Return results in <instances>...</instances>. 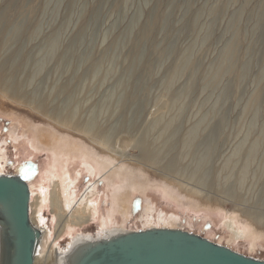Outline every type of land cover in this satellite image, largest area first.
<instances>
[{
	"label": "rangeland",
	"instance_id": "1",
	"mask_svg": "<svg viewBox=\"0 0 264 264\" xmlns=\"http://www.w3.org/2000/svg\"><path fill=\"white\" fill-rule=\"evenodd\" d=\"M9 1L0 0V9ZM19 1L12 7L11 28L7 34L8 44L3 51L7 53L9 49H17L24 54L32 51L34 54L30 55L33 59L29 60L28 71L38 72L41 66L43 67L31 81V85L29 81H26V90L41 91L44 94L53 92L51 95L53 99L60 84L72 70L81 66V72H83L90 65V61L100 60L101 69L97 77L98 79L106 75L108 77H106L107 81L104 80L101 83L96 79L91 84L94 89L97 86L99 91L95 90L92 94L94 89L89 88V95L91 97L95 95L90 103L98 100L100 103L102 98L111 94L114 98L113 101L111 100L112 104L110 100L104 101L102 116L96 112L92 115L97 118L98 122L112 123L109 116L112 113L114 101L119 95L118 91H120V87H115V82L123 80L125 83L131 78L129 81L131 86L139 85L136 90L134 89L136 91L134 100L139 103L136 102L131 106V116L134 120L139 119L135 125L140 121L143 122L144 118L148 120V124L154 123L146 138L151 142L153 153L163 159L162 165L168 156L167 147H170L174 139L179 142V174L174 173V175L179 176L186 187L183 186L180 191L176 182L175 190L179 192L176 201L165 194L163 188L160 187L169 181L168 176L155 170V167L140 163L142 153L136 142L130 144L131 148L125 153L128 155L125 158L127 164L144 168L143 176L145 177L140 176L142 178L140 180L149 179L148 184L152 185V190H147V192L149 198L158 206L159 211L154 213L155 221L161 209L170 214L174 213L181 217L183 228L201 233L215 241L223 240L235 250L264 259V222H256L254 215L258 213L264 217V204L262 206L259 198L264 188L262 184L264 182L263 143L257 147V152L255 151L253 157L247 160L246 156L252 143L260 137L264 122V99H261L256 106L258 111L252 125V111L247 110L253 92L257 89L255 81L257 73L264 64V43L262 44V41L258 42L257 48L260 50L254 57L246 54V48L252 42V15L260 0H21L22 2L18 4ZM210 7H217L222 11L218 19L213 22L210 21L211 17L209 18ZM239 9H242L241 17L237 21L241 40L239 56L241 61L248 58V69L245 71L244 65L236 62L232 70L221 77L217 86L213 88L204 86L207 77L213 72L214 61L225 46L224 40L230 37L228 26L231 17ZM32 19L35 20L29 32L32 40H28L25 33ZM161 19L165 22L164 24ZM81 28L84 29L86 36L84 34L81 45L75 47V55L71 59L68 56L69 71L63 66L57 70L58 54L65 51L66 46L78 36ZM18 29L20 31L16 32ZM55 32L60 35L57 51L49 53L52 54L51 56L46 55L49 48L44 47L45 38L49 35L53 36L52 33ZM143 34L147 36L143 37ZM117 44L119 50L121 47L122 50L114 51ZM42 57H45L44 62L35 65V61ZM75 60L80 61L78 63ZM183 60L184 67L180 65ZM75 62L78 64L76 65ZM177 64L179 68L174 72L173 69ZM54 66L57 71H54ZM63 69L68 74L64 73ZM241 72H244V76L240 84L234 86L233 81ZM23 78L24 76L20 80ZM169 80L171 81L170 87L167 86ZM56 81L58 84L54 86ZM2 83L3 80L0 78V148L3 150L6 147L8 153L6 172L20 173L39 186L44 182L42 176L50 162V151H36L31 149L30 144L25 141H22L16 148L11 132L15 127L19 135L26 130L27 134L33 137V131H36L37 127L43 130L42 126L49 123V118L37 105L12 93L10 89L16 84L14 80L11 79L7 83L10 89L4 88ZM261 84H264V74ZM86 92L83 95L87 94ZM64 96L61 95L59 103ZM51 99L48 100L49 103ZM76 100L77 98L71 100L66 110L73 111L75 107L77 112L73 119L81 120L82 106L78 105ZM107 103L112 106L109 107ZM218 103H220L221 110L216 113ZM36 104L41 106V103ZM96 110L98 112V107ZM118 113L120 114V110H117L114 115L115 122ZM221 116L224 118L221 134L212 140L210 147L201 157L198 147H203L202 138L204 139ZM129 123L133 125L134 121ZM129 123L128 125L131 126ZM197 123H200V128L196 132V140L189 145L188 142L191 140L189 131ZM82 138L87 139L85 135L76 133L71 137L62 138L61 142L62 145L65 143L67 146ZM81 143L79 146L83 147L85 144ZM88 145L93 147L90 143ZM95 145V147H103ZM241 146L242 152L234 156V151ZM231 155L232 157L227 161ZM206 159L209 160V166L202 165L197 176L209 174V180L213 181L212 186L199 185L196 178H190L197 162L203 164ZM243 163L247 164V174L240 183L242 178L240 167ZM157 165L159 166L158 163ZM74 167L75 171L80 169L78 164H74ZM97 178L99 176L95 179ZM91 179L93 178L86 171L82 174L79 189H76L79 194L84 191L83 189ZM191 185L200 190V193L194 196L189 195L188 186L191 187ZM228 185L234 186L233 189L241 199H232L224 194ZM104 188L105 183L101 180L99 202L101 212L106 215L107 209L111 207L112 199L107 196L110 193L107 194ZM144 197L140 193L135 194L132 201L131 219L124 224L127 229H140L146 224L147 217L142 215L146 199ZM44 209V215L47 216L46 223L52 230L55 222L51 208L49 206ZM231 216L235 218L237 228L248 224L256 231L255 249H251L249 238H243L240 241L231 239L232 232L226 225L227 220L231 221ZM116 217L119 225H122L123 216L117 213ZM100 228V220L97 218L76 227L70 233H96ZM73 236L71 234L62 236L60 246L66 245Z\"/></svg>",
	"mask_w": 264,
	"mask_h": 264
},
{
	"label": "bare ground",
	"instance_id": "2",
	"mask_svg": "<svg viewBox=\"0 0 264 264\" xmlns=\"http://www.w3.org/2000/svg\"><path fill=\"white\" fill-rule=\"evenodd\" d=\"M17 2L18 0H10L6 6L0 9V78L4 83H2V85L7 89H10V86H7L9 80H14L16 84L12 89H10L12 93H14V95L18 97L26 98V100L31 104L37 105V107L43 112V114H45L49 118V123L45 126H42L43 130L40 129L41 127H37L36 131H33V137H30V135L27 134L26 130L22 131V133H20L19 135L15 127L12 128L11 132V138L15 143V147L20 145L22 141H25L26 143L30 144L31 149L39 152L47 150L51 153L49 165L42 176V180L44 182L38 186L31 180L27 179L31 192V222L35 227L42 231L34 264H68V260L72 257L74 250L84 241L94 240L96 238L110 237L120 232L132 231L131 229H127L126 227H124V224L131 219L130 214L132 209V201L136 193H140L145 196L144 198H146L142 215H145L147 217V222L146 224H144V227L140 229L162 227L185 229L183 228V221L181 220L180 216L175 215L174 213L170 214L162 209L160 210V212H158V219L157 221H155L154 213L157 212L158 206L156 203H154L153 200L149 198V193L147 192V190H152V185L148 184L150 182L147 181L149 180L147 178V180L144 181L140 180L142 179L140 176L145 177L143 176L145 170L144 168H139V166H134L131 164L129 165L125 161V158L128 157V155H126L125 153L129 148H131L129 147V145L136 142L139 145L138 148L142 153L140 156V163L145 166L155 167V170L159 171L163 175L168 176L169 181H166L165 184L160 186L161 188H163L165 194L176 201L177 197H179V192L177 191L180 190V188L183 189V186L186 187L184 181L179 179V176L174 175V173L179 174V142H177V140L173 137L174 142L170 145V147H167L168 156L166 157V161L162 165L163 159L159 155L153 153L151 142L146 138L149 136V129L154 125V123L148 124V120L144 118L143 122L140 121L139 124L135 125V123H137L139 119L134 120V118L131 116L130 109L134 103H139V101L134 100L136 97V91H134V89L136 90L139 85L132 84L133 86H131L129 83L131 78L127 79L129 81L125 83L121 77L120 78L122 81L116 80L115 87H120V91H118L119 95L114 101L112 113L110 112L111 114L109 117L110 120L113 121L112 123L104 121L98 122L97 118L92 115V113L96 112L102 116L104 101L110 100L111 102V100L113 101L114 98L113 94H111L105 96L104 99L102 98L100 103L98 99V101L90 103V100H92V98L95 96L94 95L93 97H91L89 95V88L94 89L91 84L96 79L98 80V82L104 80L107 81L106 77H108L107 75L106 77L101 79H98L97 77L100 74L99 72L101 69L100 60L90 61V65L87 66L83 72H81V66L77 68L74 67L75 69L72 70L70 75L66 76V79H64L60 84L53 99H51V95L53 93L52 91V93L49 92L48 94H44L41 91L33 92L26 90V81H29L30 84H28L31 85V81L35 79V76L39 74L43 67L41 66L38 72H31L30 70L28 71V65L30 64L29 60L31 59L30 55L32 51L25 54L17 49H9L7 53L3 51V48L8 44L7 34L9 29L11 28L10 16H12V7L17 4ZM20 2L22 1L20 0L18 4H20ZM221 12L222 11H220V9H218L217 7H210L209 18L211 17L212 19L210 21H216ZM241 14L242 9H239L233 15V17H231V21L228 26L230 37L227 40H224L226 42L225 46L221 50V53H219V56H217L216 61H214L215 64L213 72H211L207 77L204 86H210L211 88L217 86L221 80V77L224 76L227 72L231 71L236 62H241V64L244 65L245 71L248 69V58L241 61L239 56V47L241 40L237 21L241 17ZM93 15H95V12L93 13ZM163 19H161V22L164 24L165 22H163ZM252 21V42L246 48V54H249V57H254L257 51L260 50L259 48H257V44L259 41H262V44L264 43V0H260L254 14L252 15ZM34 23L35 20L32 19L30 22V26L25 33V37L28 36V40H32V37L29 36V32L31 31ZM19 31L20 30L18 29L16 32ZM52 34L53 36L49 35L47 38H45L46 44L44 45V47L49 48V51L46 53V55H50L49 53L57 51V45L60 40V35L56 34V32ZM84 34V29L81 28L78 36L76 38L74 37L75 39L73 38L68 46H66V49H64L65 51L61 54H58L57 70H60L61 68L59 69V67L63 66V68L69 71L67 68V61L69 59L68 56L71 59L72 56L75 55L74 49H76V46L81 45ZM145 36H147V34H143V37ZM118 44L116 45V49L114 51L119 50ZM120 50H122V47ZM44 58L45 57L37 59V61H35V65H37L39 62H44ZM79 61L80 60H77L76 62L79 63ZM76 62L75 64L77 65L78 63ZM180 65L182 67L185 66L184 60L182 63H180ZM178 68L179 66L177 64L173 71L176 72ZM65 69H63V72L68 74ZM57 70L56 68L54 69V71ZM257 74L258 75L255 79L257 89L253 92V96L249 101V106L247 105V110L252 111L251 125L254 123L256 112L258 111L256 110V106L261 99H264V84H261V78L264 74V64ZM61 75L58 76L62 77ZM23 76L25 80L23 78V80L21 79V81L20 78ZM243 76L244 72H241L234 79V86L236 84H240V80ZM204 78L205 76L203 77V80ZM57 84L58 82L56 81L54 86H56ZM167 86H171L170 80L168 81ZM95 90H97V86L96 89H94V91L92 90L93 92L91 93L94 94ZM84 92H86L87 94L83 95ZM112 92H114V90ZM62 94L65 96L61 103H59V98ZM76 98L77 104H81L82 106L81 120L73 119L77 112L75 107L73 111H71V109L66 110V106L71 102V100ZM50 99L51 102L49 103L48 100ZM36 103H41V106ZM219 105L220 103H218V109L216 113H219V111L221 110V106ZM108 106L111 107L112 105L110 106V104H108ZM97 107L98 112L96 110ZM117 110H120V114L118 113L119 115L118 117H116V123L114 121L115 119L113 120V118L115 117L114 115H116ZM132 121H134L133 125L129 123ZM114 122L116 123V125ZM128 123L131 124V126H129ZM223 124L224 118L221 116L218 118L216 124H214L212 129L207 132L204 139L202 138L203 147H198V150L201 151V157L208 150V147H210L212 140L221 134V128ZM198 128H200V123L195 124L189 131V136L191 138V140L188 142L189 145L193 144L196 140V132ZM261 128L262 129L260 137L252 143L250 150L247 152V160L250 157H253L255 151L258 149L257 147H260L261 143H263L264 147V122ZM205 129H207V127H205ZM76 133L85 135L87 139L84 138V140L82 138L79 139V141H75L74 144H68L66 146V144L63 143L64 145H62V138L67 136L71 137ZM80 142H84L86 147L85 145L83 147L79 146ZM88 143L92 144L93 147H90ZM95 144L103 147H95ZM240 152H242V146L237 147L233 154L234 156H236L237 154H240ZM231 157L232 155L227 159V161H229ZM7 162L8 153L6 151V147L3 150L0 148V174H7ZM157 163L159 164V166L157 165ZM74 164H78V166H80V169L75 171ZM202 165L208 167L209 160L206 159L203 164L202 162H197L195 167L192 169L190 178H196V182L199 183V185L201 184L212 186L213 181L209 180V174L197 176V173ZM72 167L73 169H71ZM185 168L182 170V172L185 170ZM240 168V175L242 177L240 183H242L243 178H245L247 174V164L243 163L242 167ZM85 171L93 179H91L90 183L86 185V187L83 189L84 191L79 194L76 189H79L78 186L81 182L82 174ZM97 176H99V178L95 179ZM101 180L105 183L104 189L107 191V194L108 192L110 193V195L108 194L107 196L111 197L112 199L111 207L107 209L106 215L101 212L99 202V198L101 197L99 189ZM176 182L179 186H177L179 188L177 191L175 190L176 186H174ZM262 184L264 185V182ZM233 187V185H228V188L224 190V194L230 196L229 198L232 197V199H241V197L236 193ZM188 188L187 189L189 195L194 196L198 192L200 193V190H198L193 185H191V187L188 186ZM260 193L261 196H259V198L263 206L264 188ZM49 206L51 208V212L53 214L55 222L52 230L50 229L49 224L46 223L47 216L45 217L44 215V208ZM117 213H120L123 216V222L121 223L122 225H119L117 221ZM254 215L256 217V222H264V217H262V214L260 215L258 213H254ZM97 218H99L100 220L101 228L96 233H74L76 235L70 233L72 230H75L76 227H79ZM114 225H116L115 228H112V226ZM226 225L232 232L231 239L233 241H240L243 238H249L251 240V249H255L254 241L256 231L251 229V226L245 224L242 228H237L236 221L233 216H231V221H226ZM186 230L192 231L191 229ZM65 234H71L72 236H74L68 240L66 245L60 246V239ZM217 242L225 244L223 240H218ZM225 245L230 247L229 243ZM2 253L3 247L0 232V264H2Z\"/></svg>",
	"mask_w": 264,
	"mask_h": 264
},
{
	"label": "water",
	"instance_id": "3",
	"mask_svg": "<svg viewBox=\"0 0 264 264\" xmlns=\"http://www.w3.org/2000/svg\"><path fill=\"white\" fill-rule=\"evenodd\" d=\"M27 178L0 174L2 264H34L42 231L30 218ZM68 264H264V259L186 229L149 228L81 243Z\"/></svg>",
	"mask_w": 264,
	"mask_h": 264
}]
</instances>
